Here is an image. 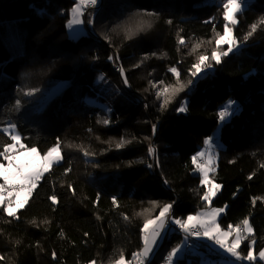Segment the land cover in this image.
<instances>
[{
    "label": "trees",
    "instance_id": "16d2710c",
    "mask_svg": "<svg viewBox=\"0 0 264 264\" xmlns=\"http://www.w3.org/2000/svg\"><path fill=\"white\" fill-rule=\"evenodd\" d=\"M75 2L0 0V130L15 124L21 142L41 152L59 141L63 156L18 219L0 211V264H112L121 252L134 264L144 221L168 203L174 219L211 207L225 208L222 228L243 226L247 218L254 231L240 251L246 254L255 241L258 253L264 247V25L245 36L264 17V0H245L238 23L229 25L238 47L219 64L211 55L228 47L216 43L224 34L223 0H100L85 8V33L69 37ZM137 11L156 15L133 17ZM141 20L151 28L128 39L126 29ZM200 55L212 67L192 77ZM100 72L127 92L112 109L83 97ZM59 82L66 85L49 95ZM181 84L186 87L172 95ZM164 88L169 92L158 97ZM229 101L238 111L220 123L218 113ZM181 106L187 110L177 111ZM208 137L218 151L209 179L221 185L210 202L202 200L208 185L200 184L192 161ZM121 138L130 143L118 149ZM6 143L0 131V145ZM170 228L154 255L166 241H180Z\"/></svg>",
    "mask_w": 264,
    "mask_h": 264
},
{
    "label": "snow or ice",
    "instance_id": "6c2138e0",
    "mask_svg": "<svg viewBox=\"0 0 264 264\" xmlns=\"http://www.w3.org/2000/svg\"><path fill=\"white\" fill-rule=\"evenodd\" d=\"M98 3V0H76L73 8L71 9V19L68 21L67 27L73 32L78 31L74 26L81 25L84 21L81 17L84 14V9L86 7H94ZM243 10L241 0H223V20L224 24V34L220 36L217 40V47L221 44H227V50L222 52L213 51L211 59L216 62V64L221 63V58L228 56L232 53L237 45V41L232 36V28L229 25H236L238 23V14ZM156 15L155 13L137 11L132 13L133 17H151ZM88 24H92V19H88ZM171 23V21H169ZM258 25H264V17H261L258 23H253L250 26V31L246 34L245 40L248 37L252 36L253 33L257 30ZM148 28H151V23L146 20H141L136 24L134 28L129 27L126 29V37L131 39L132 36L137 35L141 31H145ZM180 45H184L185 41L181 37L178 41ZM200 45L197 44L195 48H199ZM113 59V57H109ZM116 59H119L118 57ZM209 57L205 55H200L198 62L193 65L196 69L195 72H192V77H198L200 73L204 71L205 68H211L212 64L207 63ZM170 71L174 73L177 77V83L179 84V72L175 67L171 68ZM121 76H124V70L120 69ZM124 83L127 85L128 81L125 78ZM195 80H189L188 85L194 84ZM186 85L181 84L180 87L173 88L172 95L182 91ZM35 91V90H33ZM169 92L168 88H164L157 93L158 97ZM26 95H32V91L25 93ZM171 101V96L167 97L164 102L161 104V108H165L168 103ZM17 107H19V101H17ZM187 109L184 106H181L177 111L184 112ZM238 111L235 101H229L222 111L218 113L219 122H225L231 115L235 114ZM103 123L107 125L108 120H104ZM16 125L8 124L2 131L4 135L8 136L11 143H6L0 145V157L3 160L7 161V165L3 162H0V180L3 183H0V211L6 213L8 217L13 219H18V212L21 209H24L25 206L29 203L30 198L34 195L35 191L38 189L40 182L46 177L48 173L63 160L60 143L59 141L53 147H50L46 152L41 154L37 147H26L21 143V136L15 132ZM156 126L153 125V132H155ZM126 141L121 138L120 142L116 144V148H122ZM19 145V149H17ZM205 151L197 152L196 155L192 157L194 164H197V169L200 172V184L201 185H212L208 191L204 192L202 200L210 202L213 197L221 189L220 184H214L209 179V172L214 171V169L197 163V161L206 155L208 150L213 148V137H208L204 140ZM22 150V151H21ZM149 155H155V149L149 147ZM85 156L90 155L89 152H84ZM214 154L208 155V164H211ZM158 166V165H157ZM152 167V165H149ZM70 171V169L65 170ZM249 179H252V176H249ZM71 188V185H69ZM235 195V194H234ZM53 205L57 203V197L52 195L49 197ZM99 199V194L97 195ZM257 198L253 199V204H255ZM112 202L115 205L117 203L116 198H112ZM154 206L158 202H151ZM173 205L171 203L164 204L159 209V214L154 218L146 219L144 221L143 227L141 228V240L142 248L133 253V259L136 261V264H150V256L156 250V246L159 243V240L163 237L164 233L167 230V225L169 223L175 224L178 226L185 235V242L188 237H196L198 239H206L212 241L213 245L218 246V249H222L224 253H227L229 257L239 264L240 261H247L248 264H258V261H264V249H260L258 254L255 252L254 243L252 241L248 245L247 255H241L240 247L241 243L247 236L253 234V227L250 224L249 220L245 218L243 220V229L239 226L233 228L232 225H229V230H222L217 223V217L225 211V208H212L208 212L197 213L196 215H189L186 219L175 218L171 216V210ZM125 219H128L125 217ZM235 232V238L230 242L228 238ZM247 234V236L243 234ZM62 235V233H61ZM18 243V242H17ZM180 251V245L174 247L168 255L165 257L166 264H173V258ZM53 253V257H55ZM4 257L0 256V260H3ZM90 264H97L96 261H90ZM112 264H132V261L126 260L123 252L120 253L119 257L112 261Z\"/></svg>",
    "mask_w": 264,
    "mask_h": 264
},
{
    "label": "rangeland",
    "instance_id": "374dc122",
    "mask_svg": "<svg viewBox=\"0 0 264 264\" xmlns=\"http://www.w3.org/2000/svg\"><path fill=\"white\" fill-rule=\"evenodd\" d=\"M98 1H100V0H98ZM241 3H242L243 8L247 5L245 0H241ZM73 6H72V8H73ZM84 11H85V9H84ZM70 19H71V10H70V18H69V20ZM81 19L83 20V16L81 17ZM67 24H68V22H67ZM74 28L78 29V31L73 32L72 30H70L67 27V35L69 37H77L80 34L85 33V31H86L84 22L81 25H79V26H74ZM65 85H66L65 82H59L56 86H54L50 90L49 95H53L54 93L58 92ZM83 97L88 102H92V103L98 104L99 106H102L105 109H112L115 105L120 104L121 102H123L126 99L127 92H126V90L124 88V85H123V83L121 81H114V80L110 79L107 75H105V73L100 72V73H98L96 78L88 85L86 93L83 95ZM15 132L20 135V133L17 130V128H15ZM218 132H219V129H217L214 132V135L217 136ZM17 149H19V145H17ZM200 151H205V148L201 149ZM43 153L44 152H41V154H43ZM209 154H214L213 160L218 157V151H216V152L214 151L213 152L212 150H208L206 152V155L204 157H202L203 158L202 160H203L204 163L201 164V165H206L208 167L211 166V164L213 163V160H212L211 164H208V155ZM0 162H3L5 165H7V161L6 160H0ZM200 163H202V162H200ZM0 183H3V181L0 180ZM211 187H212V185H208V190ZM212 208H221V207H211V208L202 209V210H200V211H198V212H196L194 214H190V215H196L197 213H201V212H208ZM219 217H220V215L217 217V223L218 224H219V222H218ZM219 226H220V224H219ZM243 227H244V225L243 226L241 225V229H243ZM220 228L222 230H226V231L228 230L227 228H222L221 226H220ZM172 230H173V228L168 229L169 235L172 233ZM185 235H186L185 233L182 234V236L179 239L180 241H178L177 239H172L170 241L169 240L166 241L164 243V245H162L161 250L158 253V255L152 254L154 256H157L156 260H158V262H156L154 264H166L165 257L177 245H180V251L173 258V264H177V260L178 259H182V258H185V260H186L185 264H191V261L194 258H196V261L192 262V264H235V262L232 260V258L229 257L227 255V253H224L222 249H218V246L213 245L212 241H209V242L219 252L218 256L203 255L202 253H197L195 251H189L187 249V247H186ZM243 235L247 236L246 233L243 234ZM234 238H235V232H233L232 235L228 238V241L230 242ZM206 241H208V240H206ZM162 243H163V239L158 244V246L160 244H162ZM158 246H157V248H158ZM262 249H264V247ZM152 255L150 256V259L154 258V256H152ZM241 255H245L246 256L247 253L246 254H242V252H241ZM262 262L264 264V261H262ZM239 264H248V262L247 261H240Z\"/></svg>",
    "mask_w": 264,
    "mask_h": 264
},
{
    "label": "built area",
    "instance_id": "2783aa9c",
    "mask_svg": "<svg viewBox=\"0 0 264 264\" xmlns=\"http://www.w3.org/2000/svg\"><path fill=\"white\" fill-rule=\"evenodd\" d=\"M223 109H221L222 111ZM168 226H171L175 233L182 235L184 232L176 226L175 224L169 223ZM241 228V225H238ZM229 230V227H227ZM186 247L189 251H195L197 253H202L203 255L218 256L219 252L211 245L209 241L198 239L196 237H188L186 241Z\"/></svg>",
    "mask_w": 264,
    "mask_h": 264
},
{
    "label": "crops",
    "instance_id": "0c3cea01",
    "mask_svg": "<svg viewBox=\"0 0 264 264\" xmlns=\"http://www.w3.org/2000/svg\"><path fill=\"white\" fill-rule=\"evenodd\" d=\"M221 214H222V213H221ZM221 214H220V215H221ZM165 235H166V232L164 233L163 237H164ZM163 237L159 240V243L161 242V240L163 239ZM202 240H206V239H202ZM159 243H158V244H159ZM157 246H158V245H157ZM157 246H156V248H157ZM155 251H156V250H155ZM154 253H155V252H154ZM154 253H153V254H154ZM151 255H152V254H151ZM152 256H153V255H152ZM150 260H151V259H150ZM134 264H136V261L134 262Z\"/></svg>",
    "mask_w": 264,
    "mask_h": 264
}]
</instances>
